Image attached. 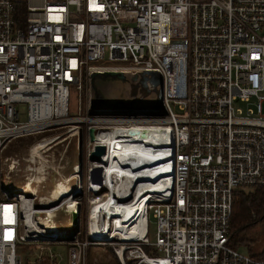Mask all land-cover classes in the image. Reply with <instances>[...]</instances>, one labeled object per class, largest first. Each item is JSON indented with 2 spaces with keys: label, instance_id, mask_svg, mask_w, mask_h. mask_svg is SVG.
<instances>
[{
  "label": "built area",
  "instance_id": "obj_1",
  "mask_svg": "<svg viewBox=\"0 0 264 264\" xmlns=\"http://www.w3.org/2000/svg\"><path fill=\"white\" fill-rule=\"evenodd\" d=\"M18 4L24 7L20 26L14 14ZM104 73L123 74L128 80L111 83L130 93L140 86L131 76H160L162 107L91 110L89 103L88 111L99 122L91 119L85 129L90 146L86 160L108 139L97 131L90 141V127L108 128L114 138H122L116 139L119 146L116 141L114 149L111 143L104 145V156L97 162L103 184L88 181V215L94 206L100 219L107 216L100 209L107 153L115 150L117 156L130 153L134 158L127 148L148 146L142 141L146 139L130 132L162 131L168 152L152 164L162 159L159 166H167L131 180L150 190L142 188L145 201L136 213L139 221L123 228V237H107L100 225L92 230L87 216L85 240L76 237L66 243L56 228L40 230L34 221L38 214L25 205L34 203L33 211L61 207L58 211L71 219L80 207L74 196L81 189L79 176H71L73 187L78 184L69 189L71 205L62 200L46 206L40 200L44 198L35 200L26 197L23 187H11L19 160L3 152L11 140L66 125L70 96L79 95L84 85L90 87L92 74ZM263 92L264 0H0V264H58L47 248L54 243L65 245V264H85L88 245L110 246L108 264H264L228 243L233 192L264 186ZM157 142H151L152 152L160 149ZM44 150L31 152L28 147L22 162L35 163ZM24 175L25 185L37 180ZM144 176L148 182H143ZM121 178L113 177V185ZM119 192L115 187L114 202H121ZM149 214L155 221L153 242L147 236ZM109 221L116 226L114 219ZM26 245L38 253L23 263L17 248ZM143 247L152 250L144 253Z\"/></svg>",
  "mask_w": 264,
  "mask_h": 264
},
{
  "label": "rangeland",
  "instance_id": "obj_2",
  "mask_svg": "<svg viewBox=\"0 0 264 264\" xmlns=\"http://www.w3.org/2000/svg\"><path fill=\"white\" fill-rule=\"evenodd\" d=\"M95 86L99 89L101 95L106 99H126L129 97V89H120L118 86H121L118 83L112 84L109 82L98 81ZM142 87V86H139ZM103 88H108L107 90ZM264 94V92H263ZM91 88L86 85L83 86L81 93L71 95L69 101V119L66 125L61 127L52 128V130H47L41 134L36 135L35 137H19L14 140H11L7 144L6 150L3 152V155H12L19 160V163H22V159L28 156L26 149L31 148L34 143L39 142L43 139H47L49 142L48 148H46L42 154L39 153V158L33 163L34 170H31V176L34 175L37 179L32 183V186L37 188L40 191V198H45L42 201V204L49 206L47 204L56 203L59 205V200L54 202L51 201L55 199L56 195L50 197V191L53 189V185L57 182L65 181L71 176L78 175L81 180V189L74 194L76 198L79 197L80 207H78V224L74 225L72 220L69 219V215L65 214L62 211L55 213V218L52 219L53 225L57 229V233L60 234L66 243L71 242L74 238H78L81 241L85 240L87 237L86 232V221L88 216V199L90 198V192L88 191V181H90L89 173L92 167L86 161V155L90 151V146H87L84 140V133L87 126L91 124V111H88L89 103L92 98ZM156 96L155 92L151 93L148 97L154 98ZM143 97V96H142ZM20 113H23V106L19 108ZM92 110V109H91ZM20 120H24V115H21ZM74 127L79 129L78 136H76V130H73ZM72 128V129H71ZM81 132V133H80ZM72 134H74L72 136ZM81 136V153H82V163H81V175H79L78 167V139ZM42 137V138H41ZM41 138V140H39ZM64 139L62 143L60 141ZM53 141L52 143L50 141ZM19 172L15 175L11 187H24L28 186L25 175L27 172H24V166L17 167ZM76 169V170H75ZM23 171V172H22ZM76 178V177H75ZM68 183V182H66ZM64 183L65 185H67ZM74 179L68 183L69 189L73 187ZM31 186V185H30ZM44 189V190H43ZM50 190V191H49ZM26 197H31L26 195ZM51 201V202H50ZM58 207V206H57ZM43 208V207H41ZM47 208V207H46ZM76 212V211H75ZM72 214V213H71ZM42 217V215H41ZM68 219V221H67ZM66 221V222H65ZM147 236L150 242L154 241L155 235V221L152 218L151 214L148 217V227H147ZM107 236V235H106ZM108 237V236H107ZM242 238L251 240L255 242V249L259 250V245L264 241V220H259L255 222L247 231L242 235ZM34 244H45V242L35 241ZM32 246H21L17 248L19 256L22 257L23 263L28 259L32 260L34 256L37 255L36 250H31ZM51 250L52 254L56 258L58 264H65V255L66 249L65 245L54 243L50 246H47ZM148 250H152V247H143ZM237 251L241 254L247 255L248 251L246 246H240L237 248ZM111 253V247L106 246H92L88 245L85 254V264H108L109 258L108 255ZM145 253V252H144Z\"/></svg>",
  "mask_w": 264,
  "mask_h": 264
},
{
  "label": "bare ground",
  "instance_id": "obj_3",
  "mask_svg": "<svg viewBox=\"0 0 264 264\" xmlns=\"http://www.w3.org/2000/svg\"><path fill=\"white\" fill-rule=\"evenodd\" d=\"M140 85L142 87H134L132 89L133 92L135 93H139L141 94V92H148V94L146 93V96H149L152 91H153V85L152 84H148V83H140ZM97 120H93V122H99ZM92 122V121H90ZM72 129V128H71ZM77 129V127H74L73 130ZM94 129V135L96 136L97 131L99 133H101L102 137L106 136L108 137L103 139L102 137L100 139L104 140V144L102 145V142H100V146H104L105 144L111 143L112 149H114V144L117 141L116 139L118 138H122L120 136H118L117 138L115 137V134L111 131L108 130V128H93ZM140 132L139 134H145L144 139L146 140H142L141 138H137L138 140H142L147 142L146 145L148 144V146H138L136 148H127L126 150H128L127 152H133L134 153V158L129 157L130 153H128L125 156H121V155H116V151L112 150L109 151L107 153V155L104 157V187L102 189V195L104 196V204L100 207V209H102L103 211V215L106 214L107 216H102L100 219V216L98 215L97 212V208L92 206L91 211L89 212L88 215V220H89V226L92 230H94L95 228H99V225L102 227V229L104 230V233H106L107 236L111 235H120V237H123V235L120 233V231L124 228L129 227L131 224H133L135 221H139V219L137 218L138 215H136L139 207H141L144 203V195H142V188L143 187H148V189L150 190L149 186H143L142 183L139 184H133L131 183V180L134 178L135 182H136V177L137 176H143V175H148L149 174V170L150 169H156L159 166V164L162 163V159L157 160V163L152 164V162L154 161V159H158L160 157L163 158V156L166 154V152H168L167 147L163 146L166 145L165 143V136L161 133L162 131H160L159 129H153V128H148V129H138ZM154 130V132H156V134H153L152 131ZM117 131V130H115ZM145 131V132H144ZM114 134L112 137H110V135ZM155 135H159V137L161 139H159V141H154V139L152 140L153 136ZM73 136V134H72ZM95 140V139H94ZM50 141V140H49ZM63 141H65L64 139H62L60 141V143H62ZM153 141V143L157 142V144H159L160 149H158V151H153L151 149H153V147H151V142ZM51 143L53 141H50ZM150 142V143H148ZM49 142L47 141V139H44L42 141L36 142L33 144V146L31 147V152H34V150H38L40 148H43L44 146L48 145ZM116 145L119 146V141L116 142ZM105 147V146H104ZM120 149V147H119ZM146 150H150L151 155L149 156L148 153H143L146 152ZM139 154L142 155L144 154L145 156H149L146 158H140ZM102 156V155H101ZM100 156V157H101ZM104 156V154H103ZM102 156V157H103ZM129 157V158H128ZM128 159H132L131 163H129ZM87 163H89L90 166H98L97 162L100 161H92L90 159L86 160ZM126 161V162H124ZM95 164V165H94ZM109 164V166H108ZM20 166H24L25 169H27V175L31 176V170H34L33 164L30 163H26V162H22L17 164V167ZM102 166V165H99ZM124 166V167H123ZM153 166V167H151ZM158 166V167H157ZM166 164H163L162 167H160L159 170H165L166 168ZM135 172V177L134 175H131L132 173ZM131 175V176H129ZM120 176L122 177L120 179V182L118 183V181H116V183H118L117 185L114 184L113 185V181L112 178L113 177H117ZM124 176V178H123ZM147 176H144L143 182H148L147 178H145ZM165 178H168V174L166 173ZM74 177H70L68 179H66L65 181H67L68 183L73 180ZM64 181V182H65ZM63 181L61 182H57L55 183V185H53V189L50 191V197L53 195H56L55 199L53 198V200L51 201H62L65 200L64 203L65 204H70L71 205V201L72 199L67 198L69 195L72 194L73 190L69 191V187H68V183H66L67 185L63 184ZM76 185H78L77 183H75ZM74 185V184H73ZM116 185V186H115ZM28 186H24V193L29 194L30 196H36L35 200H38V197L40 195V191L33 187L30 186V183H28ZM122 191L123 192H119V194H117L120 198L121 202H114L113 201V194L114 190ZM44 190V189H43ZM127 195V196H126ZM41 196V195H40ZM22 198V197H21ZM127 198H129V201L123 202L124 200H126ZM45 199V198H44ZM23 202L25 203H29L30 201H26L27 199L22 198ZM43 200V199H40ZM128 203V204H127ZM75 204V202L73 201V205ZM49 205V204H48ZM107 205H112L113 208H109L107 209ZM26 209H28L30 211V213H35L38 214L37 218L34 219V221L36 222L37 225H39V229L40 228H44L43 226H46V228H48V231L50 230V232H55V226H53V221L52 219L55 218V216H53V212H56L58 210L61 209V207L56 208V206L50 207V208H45V209H41L38 211H33V206L34 203L32 204H26ZM99 209V210H100ZM99 212V211H98ZM41 215H45L46 217H41ZM135 218L133 219L132 223H130L129 221H131L132 216ZM109 218L114 219V223H117L116 226H113V223L111 224V221H109ZM130 218V219H129ZM100 219V221H99ZM29 220V219H27ZM96 222V223H95ZM127 225V226H126ZM111 226H113V230H111ZM126 226V227H124ZM41 230V229H40ZM45 230V229H43ZM127 230V229H126ZM45 232H47L45 230ZM110 233V234H109ZM40 234V233H38ZM43 234V232H42ZM152 264H166L165 261L162 260H158V261H154L151 262Z\"/></svg>",
  "mask_w": 264,
  "mask_h": 264
},
{
  "label": "water",
  "instance_id": "obj_4",
  "mask_svg": "<svg viewBox=\"0 0 264 264\" xmlns=\"http://www.w3.org/2000/svg\"><path fill=\"white\" fill-rule=\"evenodd\" d=\"M130 78V77H129ZM127 78L121 74V73H104V74H92L90 76V88L93 93L92 98L90 100V108L91 109H109V108H128V107H134L136 109L145 108L148 106L152 107H162V79L160 76L151 74V73H141L137 75L131 76L130 79L132 80H139L140 83H148L153 85V91L155 92L156 96L154 98L148 99V96H146V93L148 92H141L135 93L131 90V93H129V96H131L130 99H106L104 98L97 86L95 84L97 83V80H100L102 82H116L121 81L124 82ZM128 80V79H127ZM141 86V85H140ZM120 89L122 87H119ZM107 90L108 88H103ZM133 89V88H132ZM136 94L138 97H136ZM143 96V97H142ZM147 97V98H145ZM131 135H135L140 138H144L145 134H139L138 132H130ZM78 136V135H77ZM88 137L90 141H94L95 135H94V129L93 127H90L88 129ZM81 143V136H79L78 139V150H79V158H78V165L81 169V163H82V153L80 148ZM49 146L46 145L43 147V149L48 148ZM42 149V148H40ZM39 149V150H40ZM105 152L104 146H95L93 151L90 153L88 159L92 161H99V158L101 155H103ZM89 180L91 184L101 186L103 184V178H102V167L96 166L92 167L89 173ZM129 199V198H128ZM78 211L77 208L76 212H72L71 214V220L74 225L78 224Z\"/></svg>",
  "mask_w": 264,
  "mask_h": 264
},
{
  "label": "trees",
  "instance_id": "obj_5",
  "mask_svg": "<svg viewBox=\"0 0 264 264\" xmlns=\"http://www.w3.org/2000/svg\"><path fill=\"white\" fill-rule=\"evenodd\" d=\"M14 14L15 24L20 26L24 18V7L16 5ZM259 220H264V186L235 190L232 195L228 243L234 249L246 246L251 257L264 260V241L256 250L254 241L242 238L243 233ZM144 252L149 254L150 250L144 248Z\"/></svg>",
  "mask_w": 264,
  "mask_h": 264
}]
</instances>
